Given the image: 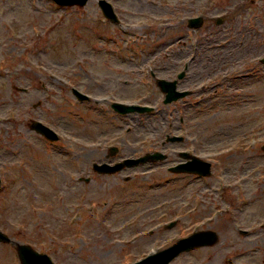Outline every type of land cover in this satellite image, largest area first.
<instances>
[{"label":"rangeland","instance_id":"obj_1","mask_svg":"<svg viewBox=\"0 0 264 264\" xmlns=\"http://www.w3.org/2000/svg\"><path fill=\"white\" fill-rule=\"evenodd\" d=\"M108 1L120 19L119 26L104 21L97 7V0H90L83 9H60L48 0H0V58L4 53L8 54V60L0 62V117L10 118L7 122L9 126L7 128H10L8 134L15 139L14 145L0 152L15 150L21 152L15 158L3 157L0 153L1 162L6 161L8 165H12L11 167L14 166L11 171L0 175L3 187L0 193V227H8L7 229L11 232L22 231L21 235L15 236L18 242L46 249L54 248L55 244L56 256L59 258L57 261L63 264H113L114 259L124 253L120 248L123 241L111 239L114 236L109 234L108 229L118 226L124 219L146 206H154L168 198L174 199L180 194L158 187L163 183V176L167 177L163 170L151 177L147 174L134 178L130 184L122 183L115 177L107 178L105 181L98 179L88 184L79 182V178L88 176L92 178L89 166L87 173L81 174L83 163L87 164L85 158L88 157L89 142L98 140L100 135L105 133H109L105 134L107 138L117 137V132L112 131L105 122L99 121V116L96 117L97 123L87 124L89 120L95 119V115L89 111L90 108L76 105L77 102L74 101L70 92L57 93L52 98L54 104L46 103L41 110L33 109V106L42 98L34 88H30L27 94L14 90L30 85L40 75L44 78V75L48 73L66 78L65 70L73 68L74 72L78 73L73 80L82 86V91L91 94V99L106 97L122 100L113 89L122 92L121 88H115V86L116 81L123 77L127 66L122 65L110 53L107 54L106 50L115 49L118 44L125 45V40L145 39L143 53L146 51L144 44L146 39L163 40L165 30H153L155 32L145 36L144 32H141V25L160 21L163 15L168 14L169 9L171 12L173 8L164 6L166 0ZM182 1L187 7L188 15L196 12L200 6H204V13L208 16L229 15V19L218 30L212 27L213 22L208 23L197 33L186 30L184 26L170 29L169 37L158 49L167 51L164 47L172 44L175 39H182V43H188V36L191 40H199V43L205 44V54L202 46L203 54L197 62L203 67V76L209 71L211 74L219 72L218 69L223 64L234 62H239V65L244 64L249 54L248 51L245 52L249 37H264L262 27L257 24L255 26L251 24L253 27L250 28L249 34V22L253 21V16L258 15L259 12H249L248 8L244 10V0H168L167 3L179 5ZM154 2L156 3L153 4ZM210 4L215 6L211 9ZM258 9L262 10L264 6L260 5ZM249 15H252L250 19ZM230 18L233 20L231 21ZM127 22L134 23L136 26L128 27ZM259 24L264 26V18L259 21ZM37 32L40 35L34 38L33 34H38ZM228 33L232 37L235 51L232 59L225 56V60L222 61V56H217L223 51L212 49L210 46L221 45L222 41L217 40L216 36L219 39ZM153 40H149L148 43H155ZM28 41H30L28 43L30 48L27 53L22 49V43ZM257 49L255 52L261 51L259 47ZM262 55L264 53L256 57ZM76 60L82 61L83 64L74 63ZM204 60L208 63L211 60L209 67ZM245 65L238 76L244 77L245 72H247L245 76L250 72L245 69ZM24 79L29 81L26 82ZM110 91L114 92L116 97L105 94ZM208 91H218L221 97L205 102L203 113H189L190 119L187 118L192 134L199 141L195 144H198L201 151L213 150L217 145L226 147L234 139L255 131H257L255 136L264 140V70L258 71L257 76L251 80L243 78L206 89L203 91L204 94L202 92L203 96L207 97L205 92ZM202 94H194L196 102ZM63 98H65L64 101ZM158 102H160L159 97ZM161 110L159 107L156 109L160 117L164 113L160 112ZM107 113H109L108 110ZM29 117L50 123L62 142L68 139L73 142L75 145H70L68 148L66 143H62L60 152L64 153L63 147L67 149V152H75L80 155V164H76L74 168H68L70 169L66 172L68 174L63 172L54 180L49 179L43 165L44 151L36 137L27 131L24 122ZM131 118L132 120L118 121L115 128L121 124L123 128L126 125L132 126L135 118ZM72 138L74 139L71 140ZM23 139L27 140L26 146ZM135 150V143L128 144V150L121 151L120 156H128ZM97 155L92 153L93 161L96 160ZM200 155L204 159L208 157L205 152ZM75 157L78 158V156ZM21 159L27 164L17 168L16 162ZM239 159L240 157L236 155L232 157V160L236 162ZM58 160L60 163L61 158L58 157ZM212 162L214 163L213 160ZM218 166V163H214L213 176ZM69 176L71 179L74 178L75 182L68 183ZM124 176L125 174L122 175ZM214 181L215 177L197 182L196 185L202 189L199 194L209 193L205 188L210 187ZM117 183L123 186L119 188ZM148 188L152 189L147 191ZM149 198L151 200H148ZM106 201L109 206L104 209L102 205ZM88 203H94L97 206L98 210L95 214L97 216L93 219L87 216L79 226L70 225V216H79ZM144 203L145 206H142ZM109 209L112 214L111 221H104L103 212ZM75 211L79 212L75 214ZM263 214L258 211L257 216L261 217ZM6 218H9L8 223L5 221ZM26 222L28 227H25ZM179 231L180 226L168 234L149 239L139 247L140 250L133 245H124L122 248L128 251L127 257L130 256L128 259L134 261L142 257L145 252L147 253L149 247H157V244L166 237L170 239L172 234ZM45 233L46 238L43 236ZM109 241L113 243L112 247L109 246ZM153 244L156 245L153 246ZM68 247L71 254L67 253ZM3 248L4 246H0V260L3 258L1 255H4ZM213 249L212 247L197 252L199 257L194 254L183 255L173 264H199L203 259H207L208 264H213ZM142 250L144 252L140 253ZM8 256L10 263L12 261L10 253Z\"/></svg>","mask_w":264,"mask_h":264},{"label":"flooded vegetation","instance_id":"obj_2","mask_svg":"<svg viewBox=\"0 0 264 264\" xmlns=\"http://www.w3.org/2000/svg\"><path fill=\"white\" fill-rule=\"evenodd\" d=\"M255 4L251 0L249 12L261 13L258 6H263V1H259L257 7ZM262 181L264 173L255 171L254 175H250V185H232L229 202L217 203L212 225L215 234L213 264H264V214L257 216L258 211L264 213ZM8 250L15 252L12 246ZM1 256L0 263L6 262V256Z\"/></svg>","mask_w":264,"mask_h":264},{"label":"water","instance_id":"obj_3","mask_svg":"<svg viewBox=\"0 0 264 264\" xmlns=\"http://www.w3.org/2000/svg\"><path fill=\"white\" fill-rule=\"evenodd\" d=\"M57 2H59L60 4H63V5H71V4H83V2L85 0H55ZM25 249H21V251H24ZM180 250H182V248H177L175 249L174 251H172L171 253L169 252V254H167L166 256L164 257H161L160 259L158 260H149L148 259V264H166L171 258H173L176 253H178ZM22 253V252H21ZM143 264V263H142Z\"/></svg>","mask_w":264,"mask_h":264}]
</instances>
